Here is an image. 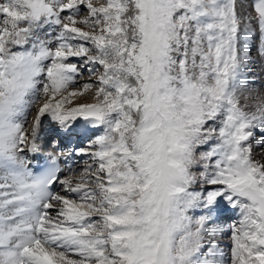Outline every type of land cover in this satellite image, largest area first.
Here are the masks:
<instances>
[{
  "label": "snow or ice",
  "instance_id": "1",
  "mask_svg": "<svg viewBox=\"0 0 264 264\" xmlns=\"http://www.w3.org/2000/svg\"><path fill=\"white\" fill-rule=\"evenodd\" d=\"M262 75L264 0H0V264H264Z\"/></svg>",
  "mask_w": 264,
  "mask_h": 264
},
{
  "label": "bare ground",
  "instance_id": "2",
  "mask_svg": "<svg viewBox=\"0 0 264 264\" xmlns=\"http://www.w3.org/2000/svg\"><path fill=\"white\" fill-rule=\"evenodd\" d=\"M263 76V75H262ZM261 81L263 82V88H264V77H262ZM259 86V85H258ZM256 89H258L259 93L261 90H259V87H257V85L253 86ZM264 90V89H263ZM254 95H256V93L254 92ZM264 95V94H263ZM30 119H31V115H30ZM259 138H257V140L253 141L252 143L255 144L256 141H258ZM253 150H256V152L254 153V159H258L260 158L261 162H264V146H260V147H254ZM51 151H55V149L52 147L51 142L49 143V147L47 149L44 150V154H46L47 152H51ZM228 211H225L224 213L221 214V221L225 218H228L230 216H234V218H238L237 217V213L235 211H232L230 209H227ZM227 229V228H225ZM228 236H226L224 239L220 238L222 241L221 246L224 247L226 245H228L229 243V238H227Z\"/></svg>",
  "mask_w": 264,
  "mask_h": 264
},
{
  "label": "rangeland",
  "instance_id": "3",
  "mask_svg": "<svg viewBox=\"0 0 264 264\" xmlns=\"http://www.w3.org/2000/svg\"><path fill=\"white\" fill-rule=\"evenodd\" d=\"M253 55H255V51H253ZM71 62H73V63H76L77 61L76 60H72ZM262 77H264V75L262 76ZM262 77H261V79H262ZM79 80H81V81H84V80H88L89 79V77H88V75H87V73H85L84 74V76H82V77H79L78 78ZM92 79H95V77H92ZM259 85V86H258ZM76 87H81V84H77L76 85ZM257 87H259V90H261L260 91V93L259 94H264V88H263V82L261 81L260 83H258L257 84ZM256 93V92H255ZM257 94V93H256ZM253 95H254V93H253ZM255 96V95H254ZM85 98L86 99H91V97H88L87 96V94H85ZM31 115V114H30ZM30 115H29V120H30ZM257 138H259V136H257L256 137V140H257ZM53 139H55V136L53 135ZM255 141V140H254ZM253 142V141H252ZM256 152V150H253V156H254V153ZM254 158V157H253ZM258 160V159H257ZM259 160H260V158H259ZM73 167H79L80 165H82V163H83V160H76V158H73ZM225 211H228L227 209H223L222 211H221V213H220V215L222 214V213H224ZM236 220V218H234V216H230V217H228V218H225V219H223L222 221H221V223H222V226L224 227V228H228L231 224H232V222L233 221H235ZM226 236H228V235H225V236H222L221 238L222 239H224ZM227 238H229V236L227 237ZM229 244V243H228Z\"/></svg>",
  "mask_w": 264,
  "mask_h": 264
}]
</instances>
